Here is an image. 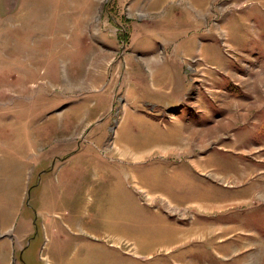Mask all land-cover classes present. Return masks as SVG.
<instances>
[{
  "label": "rangeland",
  "instance_id": "1",
  "mask_svg": "<svg viewBox=\"0 0 264 264\" xmlns=\"http://www.w3.org/2000/svg\"><path fill=\"white\" fill-rule=\"evenodd\" d=\"M260 170L264 0H0V264H264Z\"/></svg>",
  "mask_w": 264,
  "mask_h": 264
},
{
  "label": "crops",
  "instance_id": "2",
  "mask_svg": "<svg viewBox=\"0 0 264 264\" xmlns=\"http://www.w3.org/2000/svg\"><path fill=\"white\" fill-rule=\"evenodd\" d=\"M260 172H262V175L263 176H261L262 178H264V170H260ZM245 173H242V175L240 176L242 179L244 178V177H246L247 176V174H246V176L244 175ZM240 177H238V178H240ZM263 187H264V184H263ZM260 197H262V198H264V191H262V194H260ZM196 201L198 202L197 203V205H199L198 207H200L201 209H207V208H211V206L213 207L214 206V204L213 203H206V201H201V200H194L193 202H192V204H193V206L194 207H196ZM179 234H182V233H179V232H177V237H176V239L175 240H173L172 241V244H177V243H179L180 241H182V239H183V237H184V234H182V235H179ZM189 234V233H188ZM193 234L196 236L195 238H196V241H198V240H201V238H200V232L199 231H196V229H194L193 230ZM207 239H209L208 241H209V243H210V245L208 244V242H207V245H208V247H213L212 246V244H213V242H215L214 241V239H215V237H211L210 235L209 236H205ZM210 237V238H209ZM214 248V247H213Z\"/></svg>",
  "mask_w": 264,
  "mask_h": 264
}]
</instances>
